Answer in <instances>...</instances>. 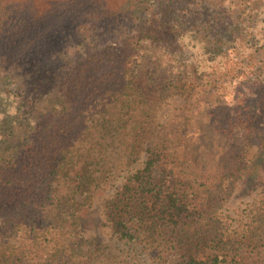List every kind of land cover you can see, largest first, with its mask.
<instances>
[{"label": "trees", "instance_id": "trees-1", "mask_svg": "<svg viewBox=\"0 0 264 264\" xmlns=\"http://www.w3.org/2000/svg\"><path fill=\"white\" fill-rule=\"evenodd\" d=\"M263 56L264 0H0V264H91L95 217L159 264H264V203L219 217L228 140L257 138L216 102L264 98Z\"/></svg>", "mask_w": 264, "mask_h": 264}, {"label": "rangeland", "instance_id": "rangeland-1", "mask_svg": "<svg viewBox=\"0 0 264 264\" xmlns=\"http://www.w3.org/2000/svg\"><path fill=\"white\" fill-rule=\"evenodd\" d=\"M150 49L152 54H161L164 51L163 49L158 47L155 48L154 46ZM227 53L230 66L233 65L234 67L236 62H240L239 49L231 47L227 49ZM262 59H264V56ZM249 62L252 66H258L262 63L261 60H257L254 57L252 60H249ZM247 72L249 73V70H247ZM246 94L249 96V101L248 103L245 102L243 105L242 100H244V95ZM218 97L224 98L227 103L226 107V103H224L223 99L221 101H216L220 103L219 114L231 109L230 115L234 120H237L239 116H242V110L248 106L246 110L249 111L247 113L248 127L246 129L253 133L251 139L257 138V140L237 138V141H232V137H230L228 140V143L234 147L235 151L223 161V167L228 165L237 166L234 172L236 182L233 184L234 182L231 179L230 181L225 180L224 182V187L227 183L232 182L230 186L231 189L228 191V193L231 194V197L219 211V217L222 220H225L226 218L237 220L239 216H246L251 209L254 207L258 208L264 203V149L258 145L261 144V139L264 138V98L261 95V92L258 91L257 87L253 91H247L244 84L241 85L237 83H233V85L228 84L226 89L221 87ZM192 103L193 102H190L188 105ZM203 105L204 103H201L202 107ZM180 107L183 108L181 102L161 111L160 116H158L159 127H157V133L152 139L153 144L167 139L170 136L169 132L176 124V117L178 116V110L181 109ZM198 125L195 123V130L198 128ZM225 126L226 123L223 127ZM224 144L223 150L226 146V143ZM119 185L120 183L117 184V186ZM114 191L115 188L109 192V195H113ZM98 195L104 196L107 194L105 191H100L98 192ZM109 195H107V197ZM238 224L239 221L233 223L230 229H233L234 231ZM101 225L102 222L99 221L98 217L94 218L93 223L88 224L90 228L88 231L95 235L98 244H101L102 246V250L96 252L91 264H159L156 260L158 255L152 254L149 247L146 248L144 244L128 245L123 242H118L117 240L112 239L109 230L104 226L101 227Z\"/></svg>", "mask_w": 264, "mask_h": 264}]
</instances>
